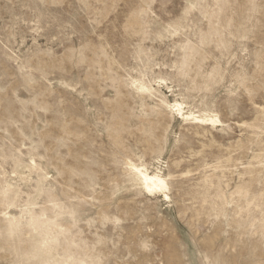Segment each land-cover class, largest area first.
<instances>
[{"label":"rangeland","instance_id":"rangeland-1","mask_svg":"<svg viewBox=\"0 0 264 264\" xmlns=\"http://www.w3.org/2000/svg\"><path fill=\"white\" fill-rule=\"evenodd\" d=\"M0 264H264V0H0Z\"/></svg>","mask_w":264,"mask_h":264},{"label":"bare ground","instance_id":"bare-ground-1","mask_svg":"<svg viewBox=\"0 0 264 264\" xmlns=\"http://www.w3.org/2000/svg\"><path fill=\"white\" fill-rule=\"evenodd\" d=\"M170 108L176 109L180 114H182L185 119H192L194 122L207 123L210 125H215L221 123V119L218 114L212 113L210 111H204L203 113H195L190 110L188 113L184 112V104L181 101L174 100L170 103ZM130 169L139 178L141 183L149 192H162L168 197V189L170 188L169 182L164 176L163 172L159 169L152 171L147 164H137L135 162H129ZM152 169V168H151Z\"/></svg>","mask_w":264,"mask_h":264}]
</instances>
